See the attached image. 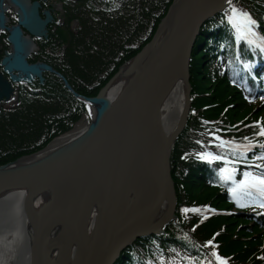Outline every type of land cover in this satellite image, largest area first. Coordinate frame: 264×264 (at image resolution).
<instances>
[{
	"label": "trees",
	"instance_id": "obj_1",
	"mask_svg": "<svg viewBox=\"0 0 264 264\" xmlns=\"http://www.w3.org/2000/svg\"><path fill=\"white\" fill-rule=\"evenodd\" d=\"M172 2L68 1L64 23L69 27L76 21L77 27L75 34L68 29L69 61L65 63L56 55L53 68L77 93L95 97L121 64L150 42ZM233 5L257 19L259 36L264 37V0H234ZM223 17L220 13L207 20L191 49V107L169 159L178 220L167 225L161 236L135 241L115 264H209L213 250L226 264H264V214L254 216L264 212V202L255 192L228 190L247 178L243 173L264 178V170L240 166L232 182L221 184L217 173L223 163L200 158L203 153H217L218 142L213 137L264 143V136L257 135L261 127L248 125L260 120L264 127V58L256 45L241 42L242 65L237 63L232 49L235 34ZM52 78L50 88H41L37 97H20L23 105L14 112L0 111V165L39 148L15 147L18 132L36 131L47 122L59 121V135L68 132L85 114L84 105L74 99L59 78ZM40 109L45 112H36ZM261 152L264 149L252 148L243 162L264 165V160L256 159ZM182 209L200 211L182 213ZM215 209L231 214L211 215ZM208 241L214 249L203 247Z\"/></svg>",
	"mask_w": 264,
	"mask_h": 264
},
{
	"label": "bare ground",
	"instance_id": "obj_2",
	"mask_svg": "<svg viewBox=\"0 0 264 264\" xmlns=\"http://www.w3.org/2000/svg\"><path fill=\"white\" fill-rule=\"evenodd\" d=\"M216 2L201 0V11L211 10ZM192 27L193 23H188L182 28L181 43L134 104H129L121 117V128L87 140L81 149L73 148L80 134L50 142L49 150L61 151L60 156L23 182L42 186V193L27 199L23 186L9 189L11 186L0 185V264H115L123 250L141 238H136L135 232L143 228L154 231L161 224L166 214L164 183L156 168L153 185L143 193L136 151L155 149L158 156L165 146L166 140L156 129L157 110L163 136L173 133L181 118L184 80L174 83L165 101L153 102L152 95L166 71L175 65L180 50L187 46ZM149 61L143 60L112 86L107 94L109 106H102L107 120L122 112L124 93L133 88ZM47 156L24 162V170H34ZM30 206L34 211H27Z\"/></svg>",
	"mask_w": 264,
	"mask_h": 264
},
{
	"label": "water",
	"instance_id": "obj_3",
	"mask_svg": "<svg viewBox=\"0 0 264 264\" xmlns=\"http://www.w3.org/2000/svg\"><path fill=\"white\" fill-rule=\"evenodd\" d=\"M10 4L17 9L19 17L16 25L7 27L6 23L8 19L6 15H4L6 5L3 3V0H0V31L7 32V42L10 46V51H4V49L0 47V54H2L0 66H2L3 70V72H0V101H7L10 99L13 94L11 89L13 83H32L35 78L41 79L42 73L45 71L61 78L64 81L65 87L72 92L75 99L81 101L85 105V110H87V116L81 119L85 128L80 131V135L76 134V136H74L77 137L79 135L77 137L79 139L74 142L75 145L73 146V148L75 147L76 149H81V147L84 148V142L89 139L96 136L108 135L113 132V128L119 129L122 127L121 117L126 113L129 104H134L144 86L146 88L149 81L155 77L162 67H164L166 58L175 50L180 41L179 38L183 30L182 28H184L188 23H193L187 46L180 50L178 53V59L175 61V65L166 71V75L161 78L158 84L159 86L152 95L153 102L165 101V95L168 94L174 83L177 82L178 79L184 80V84H186V97L182 115L180 116L181 118L174 127V132L168 134V136H163L162 129L160 127L161 118L157 116V110L155 114L156 129H158V134L166 140L165 146H163L160 150V154L158 153V156L155 149L153 150L154 152L147 151V153L139 150L136 151L137 160L140 162L139 173L141 175L140 180L144 188L143 193L147 192L151 185H153L152 183L155 180L154 177L156 174V168L158 177L160 176V179L162 178V183H164L163 192L165 194L164 205L166 206V214L162 218L161 224L155 227L154 231L151 229H146L145 231L143 228L138 232H135L134 236L136 238H140L142 236H147V234L150 233H153L154 235L164 234L166 225L172 222V220L177 221V217L174 215L175 208L177 206V198L174 183L171 179L169 156L172 151L171 149L173 148L177 137L184 129L183 127L185 126L188 118L187 115L190 108L189 93L191 90L190 84L188 83L190 76L188 68L191 49L200 27L214 15L224 12V9L228 6L226 0H217L214 7L206 12L201 11V0H173V3L169 6L167 13L157 26L156 32L150 42L145 45L131 60L122 64L121 68L103 86V88L100 89L99 93L95 97L90 98L84 97L80 94L78 95L74 92L66 82L65 78H63L60 73L53 70V68L47 64H29L27 62V56L33 51L35 46L31 37L23 35L21 26L25 27L29 33L37 38L47 37L46 25L52 20L51 14L46 11L45 18L42 20L39 13H37L39 7L38 2H32L30 4L28 3V0H10ZM147 58L150 59L149 64L143 72L140 73V76L133 84V88L124 93V99L120 104H124L122 112L119 115L118 113H114L111 121L107 120L102 106H109L107 102V94L111 91L112 86H114L117 82L119 83L122 77L126 76L127 72L132 70L135 66H139L140 63H142L143 60L145 61ZM130 73L131 72L128 73V76ZM4 74H6L8 78H5ZM161 89L163 94L160 92ZM115 104L116 103L113 105ZM67 136L70 137V134ZM72 141L73 140H70L69 143ZM147 141L150 143L149 140ZM69 143H67V147ZM79 145L80 147L78 148ZM152 145H155V143ZM50 147H52L51 143H49L48 147L43 150H39L36 153L29 154L25 157L16 159L14 162L0 166V185L5 184L6 187L11 186L9 189L17 186H23L27 189V199L31 195L42 193L44 190L42 186H26L23 182L26 181L28 176L33 172L40 174L46 165L60 156L61 151L57 152L54 148L51 151L49 150ZM42 154H48V156L38 162L34 170H24V162L27 163L28 161L36 160V158ZM27 211L32 212L34 210L30 206L27 208Z\"/></svg>",
	"mask_w": 264,
	"mask_h": 264
},
{
	"label": "snow or ice",
	"instance_id": "obj_4",
	"mask_svg": "<svg viewBox=\"0 0 264 264\" xmlns=\"http://www.w3.org/2000/svg\"><path fill=\"white\" fill-rule=\"evenodd\" d=\"M227 7L224 9V17L223 22H226L230 29L233 31L235 35L239 36V39L249 46H259L262 50H264V37L257 36L255 32L256 22L251 19L248 13L241 11L233 5V0H226ZM259 136H264V127L259 129L257 133ZM219 141L218 137H213ZM245 141H249L248 137L244 138ZM257 145L248 143H239L236 141H219L215 147L217 149V153L215 155H211L209 153H203L201 155V159L208 157L209 160L222 161L223 167H221L217 173L218 180L221 184H228L233 181V175L237 172L236 165L241 163L246 156L247 152L250 151L253 147ZM259 148L264 149V143H259ZM231 157V158H229ZM256 159L264 160V152H261ZM256 167H264L262 165H256ZM245 177H249V180L240 181L237 185V188H229V192L232 193L236 191L238 188L243 187L246 190L247 194L255 192L257 195L264 197V178L253 177L251 173L245 172L243 173ZM261 177H264V173H261ZM264 206V205H262ZM182 213H187L190 211H197L199 209H182ZM203 247H212L215 248V245H212L211 241H208ZM211 259L209 260V264H226L225 261L222 260L220 256L213 250L210 254ZM171 264V262H169ZM202 264V262H201Z\"/></svg>",
	"mask_w": 264,
	"mask_h": 264
},
{
	"label": "flooded vegetation",
	"instance_id": "obj_5",
	"mask_svg": "<svg viewBox=\"0 0 264 264\" xmlns=\"http://www.w3.org/2000/svg\"><path fill=\"white\" fill-rule=\"evenodd\" d=\"M31 2L39 3L37 13H39L41 19L45 17V12L47 11L48 13H51L53 20L46 27L47 35H48L47 39L43 38L40 40L33 35L31 36L28 33V31L23 26H21L23 33L25 35H30L31 37H33L34 43L38 47L36 51H33V53H31L28 56V62L32 64L34 62H41L44 64L46 63L53 68L51 61L55 59V55L63 56L64 61L65 62L66 60L68 61V56L66 55L65 49L63 48L62 50H60L59 48L60 41L55 40V38L51 33L53 25L56 24L58 27H61L60 28L61 35L60 34L58 35L60 36L61 39H65V35H66L65 33L67 32V29L62 28L64 23L61 19L62 18L61 14L62 11L64 10L66 0H28V3L31 4ZM3 3L6 5L5 15L8 18V23L6 26L17 24L19 17V15L17 14V9L12 4H10V0H3ZM5 36L6 34H2L0 32V44L2 45L3 48L6 47ZM43 78L45 79V84L47 85V88H50L52 77L48 73H45L43 75ZM13 91L14 93L10 100L0 103V109H7L10 111H14L22 106L21 102H18L19 100L18 96L24 97L27 94L36 96L40 90L36 86V83L34 81L33 84H26V83L15 84L13 85ZM36 112H43V111L40 109V110H36ZM60 128H61V122L59 121L54 122L52 124H47V126H41L37 130L38 135L37 137L34 138L33 141H28V143L27 142L21 143L18 144V146L24 147L25 150L26 148L29 147L36 148L37 146H40L43 142H45L48 139V137H52L53 135L55 136ZM35 132H36L35 129H33L32 131L26 132V134L30 136L33 135ZM53 138L54 137L50 139L52 140Z\"/></svg>",
	"mask_w": 264,
	"mask_h": 264
},
{
	"label": "rangeland",
	"instance_id": "obj_6",
	"mask_svg": "<svg viewBox=\"0 0 264 264\" xmlns=\"http://www.w3.org/2000/svg\"><path fill=\"white\" fill-rule=\"evenodd\" d=\"M62 19V18H61ZM76 22V21H75ZM75 22H70V24H69V27L64 23L63 24V26H62V28L64 29V28H66L67 29V32L65 33L66 35H65V39H61L60 38V36L58 35V33H57V30H60V28L61 27H59V28H57V30H56V32H55V40H59L60 41V43H61V45H63V48L65 49V52H66V54H68L69 53V38H70V34L68 33V29L71 31V34H75V31H76V25H77V23H75ZM65 29V30H66ZM64 30V31H65ZM57 33V34H56ZM144 47V46H143ZM138 54V53H137ZM136 54V55H137ZM135 55V56H136ZM134 56H132V58H133ZM131 58V59H132ZM130 59V60H131ZM67 61V60H66ZM68 61H69V59H68ZM66 63V62H65ZM188 73H189V71H188ZM189 75H190V73H189ZM189 79H190V76H189ZM188 83H189V80H188ZM190 88H191V85H190ZM99 93V92H98ZM97 93V94H98ZM43 111V110H42ZM86 111V110H85ZM43 112H45V111H43ZM87 115V112H85V114H83L82 116H80V119L78 120V122H76V124L73 126V128L74 129H72L73 131H80L81 129H83L84 127H85V125H83L82 124V121H81V119L83 118V116H86ZM44 121V120H43ZM53 122H47V124H52ZM45 126H47V125H45ZM72 130H69V132L70 131H72ZM26 132H28V131H26ZM26 132H18L16 135V137H17V144H15V147H19V148H21V149H23V150H25V148L24 147H20V146H18V144H21V143H28V141H33L34 140V138L35 137H37V135H38V131L36 130V132L33 134V135H28V134H26ZM68 132V133H69ZM65 134H67V133H65ZM61 135H64L63 133L62 134H60L59 136H61ZM56 136V135H55ZM54 135L52 136V137H54L52 140L50 139V138H52V137H48V139L45 141V142H43L40 146H37V147H39L38 149H37V151H39V150H43V149H45L46 147H48V144L50 143V142H52L54 139H56V137H55ZM58 136V137H59ZM5 142V141H4ZM36 147V148H37ZM29 148H34V147H29ZM27 149V148H26ZM37 151H35V152H32V153H36ZM32 153H30V154H32ZM22 156V155H21ZM21 156H18V158H21ZM18 158H16V159H18ZM14 161H16V160H14ZM14 161H10V162H7V163H11V162H14Z\"/></svg>",
	"mask_w": 264,
	"mask_h": 264
}]
</instances>
